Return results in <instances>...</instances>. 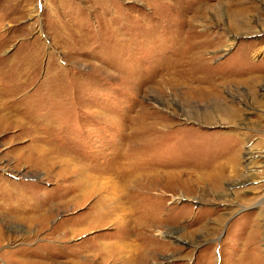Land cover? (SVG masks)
Listing matches in <instances>:
<instances>
[{
  "label": "rangeland",
  "instance_id": "obj_1",
  "mask_svg": "<svg viewBox=\"0 0 264 264\" xmlns=\"http://www.w3.org/2000/svg\"><path fill=\"white\" fill-rule=\"evenodd\" d=\"M3 114L0 264H264V0H0Z\"/></svg>",
  "mask_w": 264,
  "mask_h": 264
},
{
  "label": "bare ground",
  "instance_id": "obj_2",
  "mask_svg": "<svg viewBox=\"0 0 264 264\" xmlns=\"http://www.w3.org/2000/svg\"><path fill=\"white\" fill-rule=\"evenodd\" d=\"M190 72V70H189ZM192 72V71H191ZM185 75V74H184ZM192 75V74H191ZM188 76V75H187ZM190 76V75H189ZM193 76V75H192ZM195 76V75H194ZM195 78V77H194ZM208 93V92H207ZM6 109V108H5ZM8 116V115H6ZM5 117V115L3 114V116H0V123L3 122V118ZM31 122V121H30ZM27 124V123H26ZM24 124H22L23 126ZM21 124H20V127H22ZM28 126V125H27ZM150 126V125H149ZM26 127V126H25ZM24 128V127H23ZM152 129V128H151ZM151 131V130H150ZM25 132V131H24ZM148 132V131H147ZM19 134L21 135L22 132L19 131ZM155 134V133H154ZM152 139V138H151ZM154 140V139H153ZM151 140V141H153ZM32 141L27 147L29 150H31L33 153L32 155L35 156L34 154H41L42 152V147L40 144L36 143L38 142L37 139H32L30 140ZM150 143V142H148ZM36 158V161H38V163H40L39 165H45V162L43 160L40 159L39 155H37V157L35 156ZM25 161V160H24ZM52 161V160H51ZM31 163V162H30ZM33 164V163H32ZM28 166V165H27ZM50 167V166H49ZM113 167H116V166H112L108 169H101L99 170L100 173L102 174H105V175H108L109 176H112V177H115L117 179V181L119 179H121V176H122V170L121 168H116L114 169ZM113 168V169H112ZM97 169V168H96ZM80 171V170H79ZM98 172V170H97ZM95 173V171H94ZM93 173V174H94ZM215 173V172H214ZM216 175L218 176V173H216ZM216 175H213V177H217ZM210 176V175H209ZM105 177V176H103ZM123 178V177H122ZM220 182V181H219ZM216 186V185H215ZM29 195L25 192H22V193H16L15 195L14 194H5V193H2L0 195V213L2 214H6V215H9V217H11L10 215H15L17 213H19V207H22L24 205L22 204H25L26 201L28 200V197ZM29 205V204H28ZM52 231H51V235H52Z\"/></svg>",
  "mask_w": 264,
  "mask_h": 264
}]
</instances>
